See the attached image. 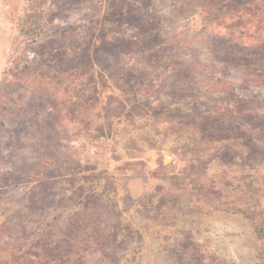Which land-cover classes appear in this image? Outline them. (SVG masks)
<instances>
[{"label":"rangeland","instance_id":"374dc122","mask_svg":"<svg viewBox=\"0 0 264 264\" xmlns=\"http://www.w3.org/2000/svg\"><path fill=\"white\" fill-rule=\"evenodd\" d=\"M260 227L264 0H0V264H264Z\"/></svg>","mask_w":264,"mask_h":264},{"label":"trees","instance_id":"16d2710c","mask_svg":"<svg viewBox=\"0 0 264 264\" xmlns=\"http://www.w3.org/2000/svg\"><path fill=\"white\" fill-rule=\"evenodd\" d=\"M193 189L194 188H192L188 193L189 194H191V195H194L193 194ZM197 190H194L195 192H199V193H203V189L201 188V187H198V188H196ZM212 200L213 199H211L210 200V202H212ZM214 200H217V202H218V200L219 199H214ZM215 202V201H214ZM231 212H242L243 214H245V216H246V212L244 213V211H245V209H241V208H237V207H231V209H229ZM247 211H248V209H247ZM247 218H249V220H251V216H250V214H247ZM255 232L257 233V236L261 239V240H263L264 241V230L260 227V228H258V229H256L255 228Z\"/></svg>","mask_w":264,"mask_h":264}]
</instances>
